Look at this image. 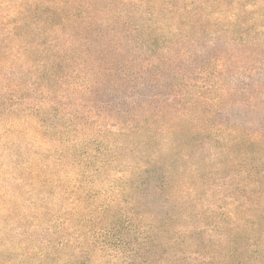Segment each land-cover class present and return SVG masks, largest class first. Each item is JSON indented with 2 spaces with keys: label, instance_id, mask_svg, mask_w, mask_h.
Masks as SVG:
<instances>
[{
  "label": "trees",
  "instance_id": "16d2710c",
  "mask_svg": "<svg viewBox=\"0 0 264 264\" xmlns=\"http://www.w3.org/2000/svg\"><path fill=\"white\" fill-rule=\"evenodd\" d=\"M0 264H264V0H0Z\"/></svg>",
  "mask_w": 264,
  "mask_h": 264
},
{
  "label": "rangeland",
  "instance_id": "374dc122",
  "mask_svg": "<svg viewBox=\"0 0 264 264\" xmlns=\"http://www.w3.org/2000/svg\"><path fill=\"white\" fill-rule=\"evenodd\" d=\"M36 34H37V37H39V30H38V32H36ZM33 36V33H32V35L31 36H29L28 34H27V37H32ZM35 54H39V51H36L35 52ZM24 138V137H23ZM22 138V139H23ZM21 139V140H22ZM25 139V138H24ZM1 161H2V159H1ZM3 161L4 162H7L8 161V163L9 162H12V157H3ZM188 166V164H186V163H181V165H180V167L179 168H176L175 169V174H176V176L178 177V178H184L185 180H186V184L187 183H189V182H196V181H200L199 180V178H200V175H199V173H192V174H188V176H186V174H184L183 173V171H182V169L183 168H185V167H187ZM204 166H208V167H210V164L209 163H206V164H204ZM205 169L206 170H208V168L207 167H205ZM204 173V176H205V174L207 173V171L206 172H203ZM202 179H204V178H202ZM201 179V180H202ZM200 191L201 192H205V188L203 187V188H201L200 189ZM38 194H39V192H38V190H35L34 191V193L32 194V196H34V197H37L38 196ZM29 197V194H27L26 196H25V199H27ZM207 200H208V202H211V203H213V204H215V202H217V195H215V193H207V197H205ZM112 212H114V211H112ZM110 215H108V223L110 222ZM107 260L108 261H111V262H114V263H117L118 261L117 260H115L114 258H107Z\"/></svg>",
  "mask_w": 264,
  "mask_h": 264
}]
</instances>
